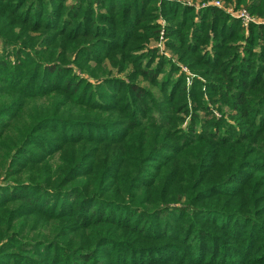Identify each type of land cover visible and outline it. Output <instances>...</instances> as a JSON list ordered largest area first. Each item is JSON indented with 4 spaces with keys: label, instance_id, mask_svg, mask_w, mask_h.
<instances>
[{
    "label": "trees",
    "instance_id": "1",
    "mask_svg": "<svg viewBox=\"0 0 264 264\" xmlns=\"http://www.w3.org/2000/svg\"><path fill=\"white\" fill-rule=\"evenodd\" d=\"M67 2L0 0V264H264V25Z\"/></svg>",
    "mask_w": 264,
    "mask_h": 264
},
{
    "label": "rangeland",
    "instance_id": "2",
    "mask_svg": "<svg viewBox=\"0 0 264 264\" xmlns=\"http://www.w3.org/2000/svg\"><path fill=\"white\" fill-rule=\"evenodd\" d=\"M73 1L74 0H68L67 4H71ZM219 1L221 2L220 4H221L222 9H220V8H218V9L222 10L224 13L229 15L231 18H233L230 15L231 13L236 14L237 12L244 10V11L247 12L249 17L252 19V23L251 24H254V25L263 24L264 25V18L259 19L255 15L250 14V12L244 6L237 7L235 5L234 1H232L231 3H227V2H224L222 0H219ZM178 2L187 3L189 5H192L196 10L203 9V7L201 6L202 3L198 2V1H194V0H178ZM207 7H209V6H207ZM233 19H235V18H233ZM235 20H237V19H235ZM156 23L160 26V32H159L158 39H157L156 42L155 41L154 42L150 41V42L146 43L145 44V48H144V50L142 52L144 53V52H146L148 50L154 49V50H156V54H157L158 58L163 59L164 61L171 62V63L177 65L179 67V69H180V72L184 73L185 78H186L185 82H186V85L188 87L190 85V79L193 77V75L191 74L189 69H187L184 65H182V64H180L178 62V58H177L176 54H174L166 46V39L164 38V28H165L166 23L163 20V18L159 17L157 19ZM0 52H1V44H0ZM158 58H157L155 63H157ZM113 75H115V74H113ZM120 78L125 79V76L122 75V76H120ZM209 109L211 110L212 115L215 118H220L221 114L222 115L228 114L226 109L223 110L224 111L223 113L219 112L217 105L216 106L210 105ZM225 118L227 119L228 116H225Z\"/></svg>",
    "mask_w": 264,
    "mask_h": 264
},
{
    "label": "built area",
    "instance_id": "3",
    "mask_svg": "<svg viewBox=\"0 0 264 264\" xmlns=\"http://www.w3.org/2000/svg\"><path fill=\"white\" fill-rule=\"evenodd\" d=\"M221 2L219 0H210L209 2H206V3H202V7H207V6H212V7H216V8H220L222 9L221 7ZM233 18L237 19L241 26L243 28H248L249 25L252 23V19L249 17V15L247 14L246 11L242 10V11H239L237 12L236 14L234 13H231L230 14Z\"/></svg>",
    "mask_w": 264,
    "mask_h": 264
}]
</instances>
